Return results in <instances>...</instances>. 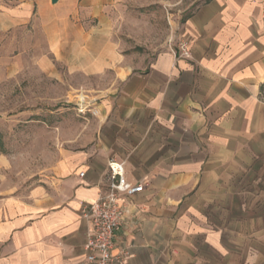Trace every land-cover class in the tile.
Here are the masks:
<instances>
[{"label":"crops","instance_id":"1","mask_svg":"<svg viewBox=\"0 0 264 264\" xmlns=\"http://www.w3.org/2000/svg\"><path fill=\"white\" fill-rule=\"evenodd\" d=\"M111 2L0 0V36H43L21 52L42 72L106 80L82 94L88 114L50 172L0 197V264H86L83 211L110 159L144 185L122 201L113 264H264V0H209L181 27L189 58L170 48L138 63L110 36Z\"/></svg>","mask_w":264,"mask_h":264},{"label":"rangeland","instance_id":"2","mask_svg":"<svg viewBox=\"0 0 264 264\" xmlns=\"http://www.w3.org/2000/svg\"><path fill=\"white\" fill-rule=\"evenodd\" d=\"M208 1L112 0L104 15L118 49L138 63L175 48L186 19ZM36 45L45 47L40 34L0 36V197L24 196L40 183L73 123L81 128L88 114L77 112L75 96L91 98L89 90L106 83L104 77L69 74L59 63L54 75L42 72L34 55L21 53Z\"/></svg>","mask_w":264,"mask_h":264},{"label":"built area","instance_id":"3","mask_svg":"<svg viewBox=\"0 0 264 264\" xmlns=\"http://www.w3.org/2000/svg\"><path fill=\"white\" fill-rule=\"evenodd\" d=\"M175 53L178 58L190 57V50L184 39H179ZM79 104V103H78ZM80 111L82 108L79 104ZM93 111V114H96ZM109 174L108 185L105 193L93 203L88 204L83 216L88 221L89 232L83 245L86 264H113L120 263L125 254L114 256V238L125 221L128 209L122 201L133 198L144 190V185L132 183L127 180L123 161L110 159L107 162ZM83 176V173L80 174Z\"/></svg>","mask_w":264,"mask_h":264},{"label":"bare ground","instance_id":"4","mask_svg":"<svg viewBox=\"0 0 264 264\" xmlns=\"http://www.w3.org/2000/svg\"><path fill=\"white\" fill-rule=\"evenodd\" d=\"M78 103L80 104V106L85 105V101H84L83 99H79V100H78Z\"/></svg>","mask_w":264,"mask_h":264},{"label":"water","instance_id":"5","mask_svg":"<svg viewBox=\"0 0 264 264\" xmlns=\"http://www.w3.org/2000/svg\"><path fill=\"white\" fill-rule=\"evenodd\" d=\"M58 0H51L52 4H55Z\"/></svg>","mask_w":264,"mask_h":264}]
</instances>
